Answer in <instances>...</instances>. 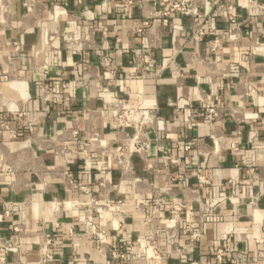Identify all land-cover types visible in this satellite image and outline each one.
Masks as SVG:
<instances>
[{"label": "crops", "instance_id": "0c3cea01", "mask_svg": "<svg viewBox=\"0 0 264 264\" xmlns=\"http://www.w3.org/2000/svg\"><path fill=\"white\" fill-rule=\"evenodd\" d=\"M213 1H195L196 20L170 15L163 24L161 0H0V264H42L45 238L55 241L49 264H74V251L76 264H108L112 248L136 256L119 264H216L217 248L264 264V14L228 0L241 22L232 43L233 26ZM194 23L204 32L197 41ZM199 94L219 97L217 122L206 124ZM114 100L153 106L160 121L142 128L148 149L131 155L124 177L109 155L79 150L96 135L115 152L135 134L115 127ZM220 196L202 220L200 205ZM90 198L120 205L121 226L114 210L91 212ZM155 198L182 204L181 224L200 239L178 229L167 240L169 215L151 214ZM88 226L105 233L107 252ZM155 234L160 256L148 259L138 242Z\"/></svg>", "mask_w": 264, "mask_h": 264}, {"label": "built area", "instance_id": "2783aa9c", "mask_svg": "<svg viewBox=\"0 0 264 264\" xmlns=\"http://www.w3.org/2000/svg\"><path fill=\"white\" fill-rule=\"evenodd\" d=\"M196 0H161L162 4L165 5L166 9L160 12V18L162 19V23L166 24L167 19L170 15H178L181 17L191 18L192 20H196L200 17L201 12L198 7L195 5ZM240 4L246 9H255L264 14V4L258 3L255 0H237ZM213 4L215 6H223L224 7V18L227 20L229 24L233 26V31L229 34V41L234 43L237 39V30L241 25V22L237 21L236 17L233 15V5L228 0H214ZM58 9V7H56ZM247 22L251 25L250 30V40H251V48L252 51L250 54H257L259 52L258 45L256 42V37L259 36L258 30L255 27L252 19H247ZM204 36V32L202 28L194 23L191 38L194 41L201 39ZM219 49V41L218 39H214L208 44V50L211 54L215 55ZM245 60L246 57L244 56ZM145 64V61H141ZM140 62V63H141ZM107 65V64H106ZM81 71L84 73L86 71V67L83 65L79 66ZM42 97L47 99L50 102L55 103H65V100L54 97L48 91L42 89ZM199 98L201 101V109L202 115L207 125H211L217 122L220 119L221 111L223 110L222 102L219 97L209 96L205 94H199ZM107 111L111 115V118L114 122L115 127L117 128H133L135 134L123 141L121 145L116 149L115 152H108L106 150L107 147L102 146L99 138L96 135H91L88 140L82 141L79 143V150L83 154H87L90 150L96 149L101 155H109L112 162L116 164V166L121 171V176L124 177L126 173L130 171L129 159L132 154H144L148 149V141L146 139V135L143 132V127L146 125L156 124L160 126V121L157 119L155 114V108L153 106L148 105H140L136 108L130 107L128 104L123 102L122 100H114L107 106ZM18 117L23 116V114H17ZM76 134V133H75ZM108 171L107 167L99 168V172L102 175L98 186L103 191L108 185L104 176ZM200 183L203 181L198 178ZM224 200L223 196L214 198L207 205H200V217L202 220H206L210 216V210L222 202ZM57 209L60 207L62 210H71L75 206L70 202H59L56 205ZM152 212L151 214L166 212L169 215L168 222L165 225L164 231L167 235V240L176 239L177 230L181 229L185 232L187 239L189 242L194 243L200 239V232L197 229H194L189 224H181V212L184 209L182 204H179L175 201H171L170 203H163L159 199L155 198L151 204ZM89 210L98 216H105L111 210H114L115 213L120 217L117 221L118 226L122 224V215L123 209L118 204H111L108 200L104 203L99 202L95 198H90L89 200ZM83 215V214H82ZM85 219V216L82 217ZM150 218L147 219L149 221ZM87 231L93 235L94 240L99 248V250L103 253L107 252L105 247V233L103 231H99L95 229L93 226H88ZM70 235H73V232L70 231ZM55 241L52 238H45L42 243V250L44 251V257L41 261L42 264H49L51 261V253L50 251L55 246ZM139 246L144 250V254L148 259H156L158 258L159 252L157 250V234H155L151 238H146L140 240L138 242ZM5 248V245H2ZM76 247V244H74ZM108 253L111 256V260L108 264H119L120 262H125L127 260H133L136 256H132L127 251H120L117 249H108ZM216 264H224V262H228L230 264H249L244 262L241 255L235 251L226 252L223 248H217L212 252ZM70 260L72 263L76 264L78 262V257L76 255V251L71 253Z\"/></svg>", "mask_w": 264, "mask_h": 264}]
</instances>
